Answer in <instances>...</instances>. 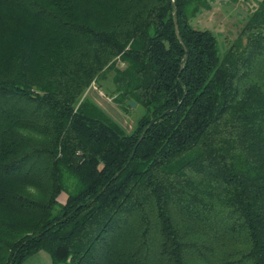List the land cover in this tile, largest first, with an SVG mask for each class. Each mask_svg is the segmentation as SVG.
<instances>
[{
	"label": "trees",
	"instance_id": "16d2710c",
	"mask_svg": "<svg viewBox=\"0 0 264 264\" xmlns=\"http://www.w3.org/2000/svg\"><path fill=\"white\" fill-rule=\"evenodd\" d=\"M212 1L0 0V264H264V0L222 52Z\"/></svg>",
	"mask_w": 264,
	"mask_h": 264
},
{
	"label": "rangeland",
	"instance_id": "374dc122",
	"mask_svg": "<svg viewBox=\"0 0 264 264\" xmlns=\"http://www.w3.org/2000/svg\"><path fill=\"white\" fill-rule=\"evenodd\" d=\"M260 0H239L237 3L230 0H213L210 9L200 11L192 22L199 28L213 30L219 39V47L223 51L226 39L236 37L240 28L244 25L246 15L254 11ZM88 95L98 102L107 113L115 119L127 132H132L138 118L142 115L141 107H129L126 111L120 107L105 91L92 84L87 90ZM65 201V194L60 197ZM26 264H51L50 256L46 252H40L30 257Z\"/></svg>",
	"mask_w": 264,
	"mask_h": 264
},
{
	"label": "water",
	"instance_id": "95a60500",
	"mask_svg": "<svg viewBox=\"0 0 264 264\" xmlns=\"http://www.w3.org/2000/svg\"><path fill=\"white\" fill-rule=\"evenodd\" d=\"M172 2H174V0H171ZM173 14H174V19H175V24H176V33L178 35V38L180 39L181 42H183L181 36H180V33H179V26H178V20H177V6L174 4V11H173ZM188 53L186 52L185 56H184V60L186 59ZM128 104L131 105L132 107H136L138 104L135 100H129L128 101ZM178 108V107H176ZM172 108L168 109L165 113H168L169 111H171Z\"/></svg>",
	"mask_w": 264,
	"mask_h": 264
}]
</instances>
